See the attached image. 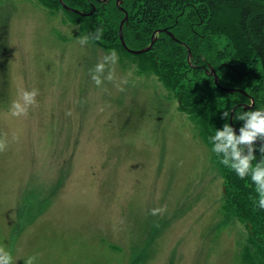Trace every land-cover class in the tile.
Returning a JSON list of instances; mask_svg holds the SVG:
<instances>
[{
    "label": "rangeland",
    "instance_id": "rangeland-1",
    "mask_svg": "<svg viewBox=\"0 0 264 264\" xmlns=\"http://www.w3.org/2000/svg\"><path fill=\"white\" fill-rule=\"evenodd\" d=\"M78 31L40 0H0V247L13 264H242L248 229L197 124L117 52L97 87L110 51ZM20 88L39 95L15 118Z\"/></svg>",
    "mask_w": 264,
    "mask_h": 264
},
{
    "label": "trees",
    "instance_id": "trees-1",
    "mask_svg": "<svg viewBox=\"0 0 264 264\" xmlns=\"http://www.w3.org/2000/svg\"><path fill=\"white\" fill-rule=\"evenodd\" d=\"M40 1L50 12L64 11L68 21L79 27L78 33L96 46L114 49L130 58L127 61L139 72L154 75L174 94L179 108L197 124L211 148L210 137L226 122L221 118L223 111L229 112L231 126L236 105L253 104L238 106L234 117L264 110V0H119L120 6L117 0H62L83 13L92 12L86 16L66 10L61 0ZM124 20L127 46L142 49L155 38L150 51L133 54L124 48L120 38ZM101 27V39H91ZM211 68L221 87L242 89L250 96L222 90L208 73ZM233 122L238 134L243 122L234 118ZM255 155L253 165L261 160L259 152ZM214 157L224 179V212L248 229L242 264H264V211L254 205L255 186Z\"/></svg>",
    "mask_w": 264,
    "mask_h": 264
},
{
    "label": "clouds",
    "instance_id": "clouds-1",
    "mask_svg": "<svg viewBox=\"0 0 264 264\" xmlns=\"http://www.w3.org/2000/svg\"><path fill=\"white\" fill-rule=\"evenodd\" d=\"M103 29L98 28L93 33L91 39L100 40ZM89 37L84 36L78 39V43L84 46L88 43ZM119 60L118 54L113 49L103 56L101 60L90 70L92 82L101 87L105 81L115 80V65ZM126 83V81H124ZM123 91V89H120ZM39 95L37 89L28 91L20 88L16 93V98L11 102L8 115L15 118L27 117L29 110L36 104V97ZM72 110H68L66 115L71 117ZM222 119L224 123L222 129H217L215 134L210 137L212 152L219 158V163L233 171L241 180L249 179L255 186L257 194L254 205L257 209L264 211V110L244 111L234 119L243 122L239 128V134L227 123L229 112L223 111ZM259 146L257 147V142ZM6 147L5 142L0 141V151ZM259 152L261 160L253 165L256 160L255 153ZM165 209L156 208L151 210V215L161 214ZM35 257H29L25 264H34ZM0 264H13L11 254L0 247Z\"/></svg>",
    "mask_w": 264,
    "mask_h": 264
},
{
    "label": "water",
    "instance_id": "water-1",
    "mask_svg": "<svg viewBox=\"0 0 264 264\" xmlns=\"http://www.w3.org/2000/svg\"><path fill=\"white\" fill-rule=\"evenodd\" d=\"M61 2H62L63 6H64V8H65L66 10H69V11L74 12V13H76V14L83 15V16L91 15V14H92V12H90V13H83L82 11H80V10H78V9H75V8H72V7L67 6L66 4L63 3L62 0H61ZM117 4L120 6V1H119V0H117ZM126 19H127V17H126ZM125 22H126V21L124 20V21L122 22L121 26H120V38H121V41H122V44H123L124 48H125L127 51H129L130 53H133V54H142V53H145V52L150 51V50L152 49V47H153V44H154L155 41H156L155 38L153 39L151 45H149L148 47L142 48V49H131V48H129V47L127 46V44H126V42H125V39H124V35H123V27H124ZM189 52H190V51H189ZM191 56H192V54H191V52H190V54H189V58H191ZM208 73L212 74V75L215 77V82H216V84L219 85L220 88H221L222 90H224V91H226V92H230V93H234V92L238 91V92H242V93H244L245 95H248V93H246V92H245L244 90H242V89H236V88H223V87H221V85H220V83H219L218 75H217L216 70H215L214 68H211V72L208 71ZM248 96H250V95H248ZM250 98H251L252 102H254V99H253L252 97H250ZM238 106H242V107L247 108V107H251V106H253V104H251V105H243V104H239V105H236V106L233 107V109H232V111H231L230 123H231V126H232L234 129H235V125H234V122H233V118H234L235 111H236V109H237ZM235 130H236V129H235ZM237 132H238V134H239V131H237ZM259 143H260V142L258 141L257 144H259Z\"/></svg>",
    "mask_w": 264,
    "mask_h": 264
}]
</instances>
